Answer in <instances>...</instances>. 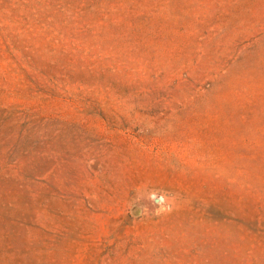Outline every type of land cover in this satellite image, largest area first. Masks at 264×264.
Returning <instances> with one entry per match:
<instances>
[{
  "label": "rangeland",
  "instance_id": "374dc122",
  "mask_svg": "<svg viewBox=\"0 0 264 264\" xmlns=\"http://www.w3.org/2000/svg\"><path fill=\"white\" fill-rule=\"evenodd\" d=\"M0 264H264V0H0Z\"/></svg>",
  "mask_w": 264,
  "mask_h": 264
}]
</instances>
